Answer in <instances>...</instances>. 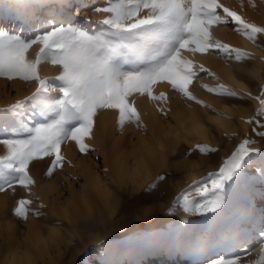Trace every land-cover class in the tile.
<instances>
[{"label": "snow or ice", "instance_id": "6c2138e0", "mask_svg": "<svg viewBox=\"0 0 264 264\" xmlns=\"http://www.w3.org/2000/svg\"><path fill=\"white\" fill-rule=\"evenodd\" d=\"M237 2L243 10L245 0ZM247 6L255 9L256 0H247ZM80 15L82 20L77 19ZM216 29L241 36L260 55L217 38ZM208 57L222 61L223 70L237 84L245 75H255L249 65L259 60L264 67V24L248 19L224 0H103L91 5L88 0L0 2V78L35 85L23 99L0 108V211L6 220L10 213L23 225L44 221L41 228L47 229V236L37 229L27 237L40 255L64 239L62 220L53 217H62L72 226L78 201L88 205L87 174L79 192L69 193L57 180L66 168H76L66 150L73 148L82 158L98 153L97 132L105 129L108 115L115 116V130L120 133L132 126L142 134L136 171L160 162L183 168L197 154L218 153L208 143L180 148L192 137L206 135L208 128L194 111L174 112L172 97H179L188 108L198 105L210 110L218 127L232 120L230 110L219 111L195 94L198 83L226 102L249 99L258 106L252 116L241 117L252 135L245 133L216 171L192 180L171 200L168 215L179 211L184 217L199 216L203 223L183 232L177 226L176 244L164 245V250L173 261L181 252L194 257V264H264V150L255 146L254 138L264 140V82L258 85V95L234 88L206 66ZM49 66L57 74L42 75ZM142 103L157 116L151 136ZM161 123L164 126L157 134ZM168 175L157 173L145 193L166 186ZM166 192L165 187L160 196ZM46 197L51 200V215L45 211ZM182 223L192 225L188 219ZM3 227L8 231L12 225L6 222ZM65 231L75 235L77 228ZM138 239L147 249L158 246L154 237L138 235ZM100 250L105 256L111 254L103 242L93 249ZM101 259L102 264H119ZM36 260L27 249L11 255V264H36ZM81 261L87 264L83 257Z\"/></svg>", "mask_w": 264, "mask_h": 264}, {"label": "rangeland", "instance_id": "374dc122", "mask_svg": "<svg viewBox=\"0 0 264 264\" xmlns=\"http://www.w3.org/2000/svg\"><path fill=\"white\" fill-rule=\"evenodd\" d=\"M0 2H3V0H0ZM102 2L103 0H88V3L90 5L100 4ZM75 13L76 10L74 9L73 15H76ZM95 18L98 19L99 17H95ZM77 19L82 20L83 15L77 16ZM12 26L14 27L15 25ZM224 32H225L224 40L231 38L232 36H237V34L228 30H224ZM249 67L253 68L252 64H250ZM254 69H255V75H245L241 83L244 85V89L251 91L253 95H258L259 94L258 85L264 82V67L260 69L254 67ZM42 72H43L42 75H49V76L57 74L56 69L52 68L51 66L43 69ZM204 82L214 83V81L211 80H205ZM34 88H35L34 84L26 85L23 82H19V81L14 83L7 82L4 79L0 78V108H5L8 105L14 103L18 99H23V97L29 95L34 90ZM194 92L199 98L211 104L214 108H217L219 111H221L220 110L221 107L224 106L232 107L233 105H235V107L237 106L240 107V105L243 107H247V111L239 116H235V115L232 116V122L235 123L234 125L235 128L233 129L217 128L216 126L211 127L210 135L213 136V139L211 137L208 140H202V139L197 140L195 139V137H192L188 143L180 144V148H187L189 144L195 142L208 143L210 146L217 147L219 149L218 153L210 154L207 157L199 156L197 154L195 159L190 158V161L188 163H193L195 164L196 168H198L195 176H192L191 170L183 168L180 171V169L176 170L177 168L175 166L169 168L166 165L159 172L169 173L167 179V185L165 186L164 184H161L159 188L155 190L151 195L145 193V186L149 182H151L155 177L149 179L142 186V188L138 190L132 191L131 188L122 189L121 197L119 198L120 205H118L117 207L118 209L117 212L115 211L112 215L111 212H108L110 211L108 209L109 207H106L104 204L99 202L98 205L93 210V212L91 213V218H98V216L100 215L97 214L105 213V219H110V218L112 219V221L109 220L108 223L105 221V225L108 231L111 230L112 228L111 230L112 235L109 237H107L106 235L105 238L84 248V254L82 257L85 258L87 264H102V259H101L102 257L105 260L118 261L120 264V262L124 260V256L121 254L119 250H117L118 246L123 247L128 245L129 247L133 248L132 246L136 241L140 242V240L138 239V235L144 237H148V236L154 237L159 233L173 235V233L177 229V226L179 227V230L183 232L184 230L192 228L193 226H197V223L199 224L203 223V222H199L201 219L198 218L199 216L184 217L183 214L180 213L179 211L177 212V214L168 215L167 209L170 206V202L175 197V195L178 194L183 188L187 187V185L191 183L192 180H199L202 176H206L209 171H216L219 167V164L222 162V158H226L231 153V151L234 150L236 144H238L239 141L244 138L245 133L252 135L250 126L245 124L241 119V117L247 119L249 116H252L255 113L258 104L256 101L249 99H246V101L226 102L204 91L202 88L199 87L198 83H196L194 87ZM53 95H56V93H53ZM173 99H175V96L172 97V100ZM175 100L176 101L172 102L175 111L180 109L187 111L188 107L179 99V97H176ZM192 107L195 108V110L201 115V117L205 119V121L207 120L206 119L207 113L214 114L210 110L203 109L198 105H193ZM205 121L203 122L206 123ZM206 124L208 125V123ZM225 132H227L229 135L225 136L224 135ZM254 138L257 139L258 141L257 145L255 146L261 147V149L264 150V140H260L258 137H254ZM140 140H143L142 134L136 131L132 126H128L123 133H120L117 130L113 131V138L109 142V144L112 142H118V144L121 145L118 146V152H121L128 150V146L131 143H139ZM109 144L104 149L103 148L101 149L97 146L100 149L98 153H93L91 157H88L90 160L87 161V164L90 165V170L94 175L99 174L101 176L104 173L103 171L104 167L109 168V162L105 161L107 155L106 149H108ZM76 153H75V157L77 156V158L75 160H72L73 163L76 165V168L75 169L66 168L65 173H62L59 177H57V180L62 185L65 186V189L69 193H71L72 191L79 192L85 183V179L80 172L81 164L80 165L77 164L78 158L81 157L79 156L78 153H77L78 155ZM0 154H2L1 150H0ZM97 156L98 158H96ZM40 167H42L43 169L45 166L41 165ZM172 172H175V174L172 176L173 182L174 183L176 182L174 186L173 183L170 182V179L172 178L171 177ZM69 173L71 174L72 177H76L77 179H72L68 175ZM165 187L168 188L166 192L167 194H165L166 196L163 195L161 198L160 193L164 191ZM170 189H172V193ZM58 199H63V197H59ZM8 203L9 205L11 204L10 199ZM99 204L100 207H102V209L99 207ZM257 204L259 205V200H257ZM101 216L104 217V215ZM11 219L13 218L11 217ZM117 219H119L120 222L117 221ZM182 219L190 220L192 222V225L190 226L181 223ZM32 221L36 222V220H32ZM98 221H96L95 225H92L93 227L91 226V228L93 229L90 228L86 229L85 236L94 237L97 236L96 234L100 235L104 232L106 228L100 226L102 225V222H104V220L102 222L99 221L101 224ZM17 223L20 231H24L25 225L21 224L19 221H17ZM101 228L104 229L101 231L100 230ZM93 233H95V235ZM8 242H9L8 231H5L4 227L3 228L1 227L0 228V261L1 258L4 256L5 252L7 251ZM100 242L109 245L111 252L110 255L105 256L103 250H100L99 252L93 251V249L97 248V245ZM116 242H120V243L114 245V243ZM76 246L77 245L73 243L71 246V250L76 249ZM82 257L80 256L77 258L76 264H82L81 261ZM163 258L164 255L161 256V259H159L160 262L158 264H178L179 261H183L184 259H186V255H184L183 258H180L179 255H177V259L175 261H171L170 263H167V260H163ZM200 259L202 260L203 258ZM152 262L153 260H151L150 262L144 260L141 263L152 264Z\"/></svg>", "mask_w": 264, "mask_h": 264}, {"label": "bare ground", "instance_id": "6f19581e", "mask_svg": "<svg viewBox=\"0 0 264 264\" xmlns=\"http://www.w3.org/2000/svg\"><path fill=\"white\" fill-rule=\"evenodd\" d=\"M224 2L229 4L232 7L236 8L238 11H241L242 15H245L248 19L254 21L255 23L264 24V4H261L260 0H256L257 7L255 9L247 6V0H245V8L243 10H241L239 8L237 0H224ZM215 34H216L217 38H219L225 42L231 43L234 46L247 48L248 50L255 51L257 56L260 55L259 50L255 49L248 41H246L244 38H242L239 35L232 36L231 38L224 40L225 39L224 38V36H225L224 29H216ZM204 62L206 63V66H211L214 70H216L221 75V78L226 83L230 84L234 88H241V87L244 88V85L241 83V81L243 79L240 80L239 84H237L236 81L232 80L231 77L223 70V62L222 61L219 62L215 57H208L205 59ZM252 66H253V68L255 67L257 69L263 68V67H261L259 60L252 63ZM238 79H240V78H238ZM175 99H176V96H175ZM175 99H173L172 102L176 101ZM244 101H246V100H244ZM140 107H141V111L147 113V115L145 116V121L149 125L148 134H149V136H151L152 132H153V127H154V125H156V122H157V116L154 113V111L152 110V108L149 105H147L146 103H142L140 105ZM172 108H173V111L176 112L174 110L173 103H172ZM220 110L221 111L230 110V111H228V114H230L231 116H233V115L239 116V115H241L247 111V107H243L241 105H240V107H238V106L237 107H233V106L232 107L231 106L226 107V106H224V107H221ZM180 111H183V112H193L194 111L199 116H201L193 107L188 108L187 111L186 110L184 111L182 109H180ZM214 118H215V115L210 114V113H207V115H206L207 120L206 121L202 117V120L205 121L206 123H208V125L205 123L206 127L208 128V133L206 135L194 136L195 139H197V140L198 139L208 140L211 137L213 139V136L210 135V128L213 126H216L217 128H224V129L235 128V126H234L235 123L232 122V120L230 122L225 121L223 127H218L215 123H213ZM163 126H164L163 123L156 126L157 134H160V128ZM113 131H115V116L110 114L107 117H105V129L103 131L97 132V140L95 141L96 145L101 149L106 148V146L109 144V142L113 138ZM142 143H143V140H140L139 143H131V144L129 143L130 145L128 146V150L121 151V152H118V146H121L118 144V142L110 143L108 149H106L107 155H106V159H105V161L109 162V172H107V173L104 172L101 176L99 174L94 175L91 172L90 165L87 164V161L90 160L89 158H82V157L78 158L77 164H79V165L81 164L80 172H81L82 176L84 177V179H86V174H87V176L90 179V183L88 184V187H87L88 205H87V207H85L83 204H80L78 201L79 212L76 216H74L72 226H69L68 222L66 220H63L62 217H55V216L53 217V219H61L62 220L64 228H62L60 231L62 232L64 239L59 245L50 247V249L48 250L46 255H40V253H38L33 248L32 241L27 238L29 236L30 230L34 232L37 229H40L42 234L47 236V229L41 228V225L44 223L43 220L34 222L30 218L31 222L28 225H25L24 231H20V229L18 228L17 221L14 219H11V217H10L11 214L9 213L7 220H6L4 213L2 211H0V228L1 227L3 228V226L6 222L10 223L12 225L11 229L8 230L9 242H8V246H7V251L5 252L4 256L1 258L0 264H11V255L17 249H20L21 251L27 249V250L31 251L33 256L37 258L36 264H76L77 258L80 256L81 257L83 256L84 248L86 246H89L91 244L98 242L99 240L105 238L106 235H107V237L111 236L112 235L111 234L112 228H111V230L108 231V229L106 228V225H105V221L107 223L109 220L112 221L111 218L105 219V213L104 214L103 213L97 214V215H100V216H98V218H91V213L93 212L95 207L98 205V203L101 202L106 207H109L108 209L110 211H108V210H105V211L111 212V215H112L115 211L117 212V210H118L117 207H118V205H120L119 198L121 197L122 189L131 188L133 191V190H138V189L142 188V186L149 179H151L152 177H155V175L162 168H164L166 166L163 162L152 163L147 168H144L140 171H136L135 170L136 159H137V156L139 155V150H140ZM0 150L2 153L3 150L2 149H0ZM74 150L75 149H73V148H68L66 150V155L72 160H75L77 158V156L75 157L76 151L74 152ZM104 158H105V155H104ZM183 168L191 170L192 176H195V174L197 173V169H198V168H196L195 164H193V163H187V165ZM183 168H177L176 170L180 169V171H181V169H183ZM41 169H42V167H41ZM171 174H172L171 175V177H172L175 174V172H172ZM170 182L173 183V186L176 183V182L175 183L173 182V177L170 179ZM83 187H84V185H83ZM169 187H170V184H169ZM170 190L172 193V189H170ZM173 194H175V193H173ZM164 196H166V195L164 194ZM167 198H168V196H167ZM45 202L49 204V208L46 209L45 211H47L49 213V215H51L52 214V204H51L50 198L46 197ZM99 207H100V204H99ZM100 208L102 209V207H100ZM101 209H98V210H101ZM103 209H105V208H103ZM101 215H104V217ZM198 218L200 219V217H198ZM97 219L101 222L104 220V222H102V225H100V226L106 228L104 230V232L100 235L96 234L97 236H94V237L85 236L86 229H88V228H85L84 225H90V226L95 225L96 221H98ZM199 219H198V221H199ZM117 221L120 222L119 219H117ZM199 222H203V221H201V219H200ZM201 224L202 223H200V224L197 223V226L201 225ZM100 226H99V228H100ZM70 227H76L77 228V233L75 235H69L68 232L65 231V229L70 228ZM89 228L93 229L91 227H89ZM103 229L101 228L100 230L102 231ZM187 230L191 231L192 228H189ZM93 234L95 235V233H93ZM154 238H156V241L158 244V246H156L154 249H147L146 247H144L142 245L141 242H137V241L132 246L133 248L129 247L128 245L123 246V247L118 246L117 250H119L121 252V254L124 256V260H122V262H120V264H133V262H136V264H142L141 262L144 260H147L148 262L153 260L152 264H158L160 262L159 259H161L162 255H164L163 260H167V263H170L171 261H173L171 258H169L167 256V252L164 250V245H167L168 247L174 246L176 244V240H175L174 236L172 234L159 233V234L155 235ZM117 241H118V239H117ZM73 243L76 244L77 246H76V249L71 250V246ZM119 243L120 242H116V243H114V245L119 244ZM253 243H255V242L253 241ZM257 250H258V246L253 247V249H252V256L253 257L256 256ZM149 257H150V259H149ZM179 257L183 258L184 254L181 252L179 254ZM176 259H177V255H176L175 260ZM194 261H195L194 257L186 255V259H184L183 261H179L178 264H193Z\"/></svg>", "mask_w": 264, "mask_h": 264}, {"label": "water", "instance_id": "95a60500", "mask_svg": "<svg viewBox=\"0 0 264 264\" xmlns=\"http://www.w3.org/2000/svg\"><path fill=\"white\" fill-rule=\"evenodd\" d=\"M230 154H231V153H230ZM230 154H229V155H230Z\"/></svg>", "mask_w": 264, "mask_h": 264}]
</instances>
